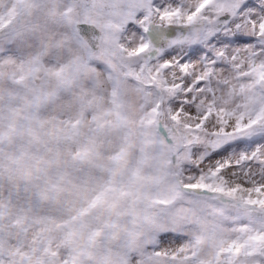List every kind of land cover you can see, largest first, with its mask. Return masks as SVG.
<instances>
[{"label": "snow or ice", "instance_id": "1", "mask_svg": "<svg viewBox=\"0 0 264 264\" xmlns=\"http://www.w3.org/2000/svg\"><path fill=\"white\" fill-rule=\"evenodd\" d=\"M0 264H264V0H0Z\"/></svg>", "mask_w": 264, "mask_h": 264}]
</instances>
